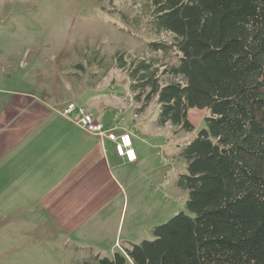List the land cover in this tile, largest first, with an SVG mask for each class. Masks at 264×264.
I'll list each match as a JSON object with an SVG mask.
<instances>
[{
	"label": "trees",
	"instance_id": "1",
	"mask_svg": "<svg viewBox=\"0 0 264 264\" xmlns=\"http://www.w3.org/2000/svg\"><path fill=\"white\" fill-rule=\"evenodd\" d=\"M147 26L145 47L174 60L116 54L137 112L155 97V123L185 133L190 109L207 113L179 149L184 210L82 264H264V0H150Z\"/></svg>",
	"mask_w": 264,
	"mask_h": 264
},
{
	"label": "rangeland",
	"instance_id": "2",
	"mask_svg": "<svg viewBox=\"0 0 264 264\" xmlns=\"http://www.w3.org/2000/svg\"><path fill=\"white\" fill-rule=\"evenodd\" d=\"M149 10L150 0H0V104L35 92L57 100L62 111L73 105L93 115L104 109L126 118L139 114L140 102L134 100L126 71L117 68L116 54L122 53L127 65L136 59L156 63L174 60L173 53H154L145 47L147 42L159 40L147 26ZM168 79L162 78L161 83ZM143 112L150 121L156 120L155 97ZM206 114L205 110L190 109L187 119L193 125L192 132L166 124L159 128L162 140L155 143L161 146L145 147L156 154L161 178L152 180L149 174L146 182L129 187L122 234L130 223L133 234L140 231L138 241L152 239L153 226L184 210L185 193L176 184L185 169L179 149L203 126ZM137 145L142 144L133 139V146ZM151 163L149 160L145 169L148 172ZM139 187L141 191L135 194ZM96 251L56 244L51 259L19 257L0 264H82L90 262Z\"/></svg>",
	"mask_w": 264,
	"mask_h": 264
},
{
	"label": "crops",
	"instance_id": "3",
	"mask_svg": "<svg viewBox=\"0 0 264 264\" xmlns=\"http://www.w3.org/2000/svg\"><path fill=\"white\" fill-rule=\"evenodd\" d=\"M59 106L35 92L0 104V261L51 259L56 244L110 257L140 241L130 223L122 234V214L133 183L149 174L161 178L156 154L145 147L161 146L155 143L164 126L145 112L126 118L112 109L87 110L105 130L132 135L136 161L128 163L110 140L84 132L76 114L68 119ZM133 139L143 146H133Z\"/></svg>",
	"mask_w": 264,
	"mask_h": 264
},
{
	"label": "built area",
	"instance_id": "4",
	"mask_svg": "<svg viewBox=\"0 0 264 264\" xmlns=\"http://www.w3.org/2000/svg\"><path fill=\"white\" fill-rule=\"evenodd\" d=\"M76 114L77 120L74 122L81 130L97 136L99 139L107 138L114 144V151L117 156L123 158L128 163L136 161V153L132 147V135L129 132L115 133L112 130H105L103 125L97 122L91 114L87 113L83 107L69 105L64 108L61 114L70 119V114ZM136 117V115H134Z\"/></svg>",
	"mask_w": 264,
	"mask_h": 264
}]
</instances>
